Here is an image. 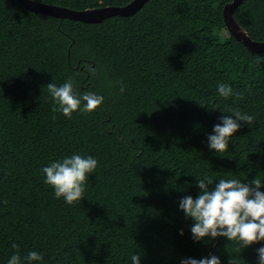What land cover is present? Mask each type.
Here are the masks:
<instances>
[{
    "label": "trees",
    "instance_id": "trees-1",
    "mask_svg": "<svg viewBox=\"0 0 264 264\" xmlns=\"http://www.w3.org/2000/svg\"><path fill=\"white\" fill-rule=\"evenodd\" d=\"M36 1L83 10L132 0ZM230 1L147 0L132 15L83 22L0 0V264L13 243L22 256L42 253L43 264H131L136 253L140 264L213 254L228 264L237 255L224 237L194 241L179 209L205 175L264 181V51L227 32ZM234 18L264 41V0H243ZM69 78L78 93L102 95V106L53 113L45 86ZM219 83L239 95L220 97ZM229 109L255 121L216 153L207 137ZM73 153L98 167L85 198L69 205L41 169ZM262 246L244 248V264H257Z\"/></svg>",
    "mask_w": 264,
    "mask_h": 264
},
{
    "label": "clouds",
    "instance_id": "clouds-1",
    "mask_svg": "<svg viewBox=\"0 0 264 264\" xmlns=\"http://www.w3.org/2000/svg\"><path fill=\"white\" fill-rule=\"evenodd\" d=\"M45 87L52 97L51 111L67 118H71L74 112L90 113L102 106L104 101L102 95L91 91L78 93L71 78L59 86L51 81ZM120 90L124 91L123 86ZM217 92L224 99L239 95L227 83H219ZM228 111L231 115H222L220 122L213 126L212 134L207 137L209 150H215L216 153L228 151L229 143L242 123L250 126L255 121L251 114L233 109ZM97 167L98 161L91 155L73 153L50 162L41 172L45 177L44 182L53 188L55 197L63 198L65 203L72 205L81 203L85 198L89 177ZM196 186L199 192L195 198L186 195L179 201V209L193 221L190 229L193 240L224 237L228 241H236L239 244L235 250L237 255L229 257L228 264H241L243 260L239 256L240 252L254 243L264 241V191H261L264 181L257 176L250 181L221 178L214 182L212 177L205 175L197 179ZM179 234L183 235V230ZM11 247L15 252L7 264H43L42 253L32 250L22 256L19 245L13 243ZM256 251L257 264H264V246ZM130 259L131 264H140L141 254H133ZM180 264H221V261L213 254L200 259L184 258Z\"/></svg>",
    "mask_w": 264,
    "mask_h": 264
},
{
    "label": "water",
    "instance_id": "water-1",
    "mask_svg": "<svg viewBox=\"0 0 264 264\" xmlns=\"http://www.w3.org/2000/svg\"><path fill=\"white\" fill-rule=\"evenodd\" d=\"M24 7L39 13H45L54 17L69 18L83 22H100L103 19L113 16H129L135 13L147 0H132L121 6L109 5L83 10L71 9L68 7L43 3L36 0H18ZM243 0H232L223 7V18L227 32L241 41L252 53L264 51V41H256L250 38L248 33L238 24L234 18L235 8Z\"/></svg>",
    "mask_w": 264,
    "mask_h": 264
}]
</instances>
